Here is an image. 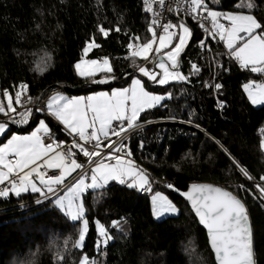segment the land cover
<instances>
[{
    "label": "trees",
    "instance_id": "16d2710c",
    "mask_svg": "<svg viewBox=\"0 0 264 264\" xmlns=\"http://www.w3.org/2000/svg\"><path fill=\"white\" fill-rule=\"evenodd\" d=\"M248 2L257 7L249 10L244 6ZM184 3L189 11L178 12L171 6L168 23L181 22L191 32L178 69L188 79L158 85L143 78L149 88L172 95L162 102L164 106L141 113L139 120L172 116L191 123L151 124L126 142L135 161L157 177L174 182L170 189L150 177L152 190L166 191L177 214L155 218L148 192L110 181L106 189L84 194V218L89 227L84 247L77 248L79 221L69 219L53 200L39 204L34 202L37 194L32 193L1 197L0 264H78L84 255L95 264H216L203 227L187 201L174 190L196 180L219 182L243 199L253 229L255 261L264 264V200L227 158H235L256 180L264 176V103H251L244 89L257 75L249 67L240 69L237 62L226 57L222 42L191 18L195 13L191 12L190 0ZM160 5V0H0V101L8 102L4 90L15 105L18 91L21 102L25 97L37 98L53 84L75 93L84 91L82 87L88 83L92 85L89 90L101 85L79 76L74 68L93 39L98 47L85 56L110 59L112 71L105 73L116 80L131 77L132 70L145 61L143 56L133 57L131 53L152 39L149 28L156 27L150 13H156ZM209 10L251 13L264 24V0H214ZM101 26L107 36L99 31ZM174 30L173 44L177 28ZM156 34L157 43V30ZM193 64L199 72L193 73ZM138 69L134 73H139ZM126 73L128 77L121 78ZM94 75L102 76L101 72ZM217 83L222 85L220 89L214 87ZM22 84L27 85V91ZM38 116L34 115L32 121ZM44 117L55 136L65 140L61 127ZM32 121L24 129L8 128L6 135L12 130H28ZM6 135H0V141ZM75 159L79 163L84 156ZM241 185L251 191L241 189ZM97 221L113 237L98 250Z\"/></svg>",
    "mask_w": 264,
    "mask_h": 264
},
{
    "label": "snow or ice",
    "instance_id": "6c2138e0",
    "mask_svg": "<svg viewBox=\"0 0 264 264\" xmlns=\"http://www.w3.org/2000/svg\"><path fill=\"white\" fill-rule=\"evenodd\" d=\"M160 3L163 4L164 0H160ZM210 3L211 0H208V3L205 0H190L191 12L197 13L199 10V13L191 18L197 22L210 18L216 32H210L209 35H219L221 40L226 41L231 55L244 68L251 66V71L264 73V24H261L251 14L222 13L209 10ZM244 6L249 10L257 7L254 2H248ZM205 12L206 15H204ZM221 16L230 22L229 27L225 28L223 24L219 23ZM200 26L204 27V24L200 23ZM161 27L163 34L158 37L159 46L155 48L157 54L161 53L162 49H167L171 44L173 34L169 33V28L176 27V25L167 23ZM179 27L183 29V33L178 36L179 42L175 43L170 51L163 52V56L167 57L170 63H166L163 58L158 59L156 67L161 70L160 72L149 70L146 67L138 69L152 83L166 85L170 81L188 79L178 71V67L179 58L186 47L187 38L191 32L183 23ZM115 30L120 31L119 28ZM99 31L105 36L108 35L102 26ZM149 31L152 32V39L142 45L141 52H132L133 57L141 55L145 60L149 59L147 53L152 51L153 44L157 40L156 30L150 27ZM238 40L241 42L239 46L236 45ZM201 45H204V41H201ZM93 47H98L94 39L83 49L84 54L87 55ZM131 47L132 45L129 44V48ZM89 66H95V71H112L109 59L105 57L102 64L96 60H81L75 65L78 75L85 79H91L94 76V70ZM192 69L193 73L200 71L195 64L192 65ZM91 82L106 84L108 81L107 79L98 81L92 79ZM214 87L220 89L222 85L217 83ZM21 88L27 91L26 84H22ZM146 88L147 84L142 83L141 79H135L130 89H116L112 91L111 95L103 92L90 95L87 97L86 103L84 97L67 98L57 93L51 96L47 102H43V108L37 106L36 112L49 111L64 126V130L69 136L78 139H72L70 145L65 141H60L44 120L39 121V126L30 135H12L11 139L3 147H0V166H2L0 167V184L5 182L8 184V187L0 188V197L10 194L19 196L29 190L41 193L45 195V198H47V194H52L56 197L55 204L58 208L65 209V214L70 219L82 221V227L74 246L83 248L85 234L89 227V221L84 218L86 209L83 197L88 190L106 189L110 181H118L121 185H126L129 188L152 191V181H150L147 171L131 159L133 153L131 149H128L127 143L122 140L117 146V142L110 139V135L120 137L121 133L140 127L138 121L141 113L157 106H164L162 102L172 95L171 93L167 96L153 94ZM244 88L253 104L264 103V84L248 83L244 85ZM3 95L8 97V102L4 104L3 101H0V113L8 116L16 109L13 108V100L9 96L8 90H4ZM20 96L21 93L16 92V103H20ZM28 100L37 105L42 102L41 97H37L35 100L28 97ZM20 115V121L13 118L12 123H28L29 116H34L35 113L28 109ZM188 122L191 123V120ZM97 123L99 127H97ZM195 126L199 128V125ZM8 127L6 121L0 122V134L6 135ZM101 136L107 141L103 147H101ZM92 140L96 141L94 148L97 150L89 151L84 144L78 142H91ZM143 146L141 142L140 147ZM73 149L87 157L88 163L94 164V167L86 169L74 182L65 184L67 177L83 167L76 162L74 157L77 153ZM125 149L128 150L125 151ZM10 154L15 158L14 162L9 159ZM93 157L98 159L93 160ZM110 160H114L115 163L106 162ZM42 167L59 170V174L48 175L41 170ZM89 171L90 177L88 176ZM241 171L248 179H255L249 176L246 170L241 169ZM86 178L90 179V182H86ZM260 180L264 181V176H261ZM167 187L174 188L172 184H168ZM240 187L245 191H251L244 189L243 185ZM255 187L264 196V187L260 184H256ZM43 189H46V193L43 192ZM61 191L62 194L57 195ZM183 195L191 201L200 222L207 226L211 247L219 264H256L253 231L247 209L237 196L220 187L197 184H193L191 190L184 192ZM152 201L155 205L154 215L157 218L178 212L172 201L160 192H155ZM96 223L99 225V235L104 237L103 243L107 244L113 237L108 235V230L104 225L99 224V221ZM113 224L116 225V222ZM97 247H100L99 243ZM57 259L62 260L63 257ZM79 264H95V260H90L87 255H84Z\"/></svg>",
    "mask_w": 264,
    "mask_h": 264
},
{
    "label": "built area",
    "instance_id": "2783aa9c",
    "mask_svg": "<svg viewBox=\"0 0 264 264\" xmlns=\"http://www.w3.org/2000/svg\"><path fill=\"white\" fill-rule=\"evenodd\" d=\"M171 6L173 7V9H174L175 11H178V12H180V11H183V12H185V11H189V9H187V8L185 7L186 5H185V3H184V0H164V3L161 4V5L157 8V12H156V13H155V12L150 13V17L153 19V22H154V21L156 22V23H155V27H156V30H157V33H158V34H160L161 32H163V31H162V27H161V25L167 24L168 21H169V10H168V9L171 8ZM184 7H185V8H184ZM195 15H197V13H195ZM196 21H197V20H196ZM200 22L204 24L203 29H205V27H207V29L210 30L211 33H215V32H216V31L213 29L214 27H212V26L210 27V25H209L210 23H209L207 20H203V19H201ZM153 24H154V23H153ZM227 24H228V23H226V25H224L225 28L227 27ZM174 31H175V30H174V27L169 28V33H170V34H174ZM211 36L217 37L218 40L220 39L219 36H217V35H211ZM154 49H155V46H153L152 51H151L150 53L147 54L148 57H149V59H148V60H145L143 63L140 64V65L143 64V66L146 67V68H148L149 70H154V69H155V66L152 65V62L155 60V57H156V52H154ZM225 56H226V57L228 56V57L232 58V59L236 62L235 57H234L233 55H231V52H230V51H227L226 54H225ZM241 67H242V66H241ZM242 68H243V67H242ZM137 69H138V68L133 69V70H132V73L136 72ZM128 75H129V73H126V74H124L123 77H121V78L128 77ZM260 75H261V77H264V73H260ZM260 80L262 81V79H260ZM91 87H92V85H90V84L88 83V84H86L85 86H83L82 89H84V88H91ZM65 90H66V87H63L62 85H59V84H53V85H51L49 88L47 87L42 93L38 94L37 97H41V98H42V102H41L39 105H37V104H35V103H32L31 101L28 100V97H26V98L24 99L23 102H20V103L17 104V105H13V108L16 109L15 112H10V113L8 114V116H5L4 113H0V119H7V120L9 121V123L12 124V125H14L15 127L24 129L26 126H28V124H29L30 121L32 120V117H33V116H29V118H28V119H29V122H28V123H12V119L14 118L16 121H20V119H21V115H20V114H21V113H24V112H25L26 110H28V109H31V110L35 113L36 116H38V115H44V116L49 117V119L52 120L53 117L51 118V117L49 116V113H48L47 110L42 111V112H36L35 110H36L37 106L43 108V107H44V103H43V102H47V100L51 97V95H54V94H56V93H61V92L63 93V92H65ZM31 98H32L33 100L36 99L35 97H31ZM6 111H7V109H6ZM170 121H172V122H175V121H178V122H185L186 124L189 125V123H187L185 120H179V119H177V118L173 119L172 117H161V118H158V117H152V118H148L147 120H144V119L139 120L138 123H139L140 127H138V128H133V129H129L128 131L121 133V136H120V137H117V136H113V135H111V136H110V139H111L112 141H116V142H117V146H119V143H120L122 140H123L124 142H127V141L130 139V137L133 136V135L135 134L136 131H139V130H141V129L144 128V127L146 128V127H148V126L151 125V124H155V123L162 124V122H170ZM193 126H195V125H193ZM60 127H61V129L63 130V132L65 133L64 135H65V137H66L65 140H64V139H59L60 141H65L67 144L70 145L72 139H78L77 137L69 136V135L66 133V131L64 130V127H63V126H60ZM89 132H91V131L89 130ZM257 132H258V133H261L262 130H260L259 128H257ZM100 140H101V147H103V144L106 143L107 141L105 140V138H104V139H100ZM78 142L81 143V144H84L85 147H86L89 151H94V150H96V149L94 148V145H95V143H96L95 140H92L91 142H85V141H78ZM46 143H47V141H46ZM73 151H75V152L77 153L76 157H74V158H79L81 155H83L82 153H79V151L76 150V149H73ZM125 151H127V149H125ZM120 154L123 155V153H120ZM227 158H229L230 160L232 159V160L235 162V165H236V167L238 168V170H239L240 172H241V169H244V168L242 167V165L239 164V163L235 160V158L230 157V155H228ZM96 159H98V158L93 157V160H96ZM131 159H132L135 163L140 164V162L137 161V160L135 161L134 158H133L132 156H131ZM79 164L83 165V167H82L81 169H77L76 172H73L69 177H67V179L65 180V184H70V183H72L73 180L76 178V176L81 175V174H82L87 168L94 167V164H91V165H90V164L88 163V158L85 157V156H84V159L81 160V162H79ZM140 165H141V167H142L143 169H145L147 172L149 171V175H151L152 180H156V181H158V182L160 183V185H162V186L165 185L166 187H167L168 184H172V185H174V182H173L171 179H168V178H164V179H162L161 177H157L155 174H153V173L151 172V170L147 169L146 166H144V165H142V164H140ZM245 170H246V169H245ZM47 172H48V174H50V175H53V174H59V170H55V169H47ZM247 172H248L249 176L254 177L249 171H247ZM242 174H243V173H242ZM244 176H245V175H244ZM254 178H255V177H254ZM252 181H253V183H254L253 187H254L255 191H256V193L259 195L258 197H259V198H262V199L264 200V196H262L261 193H260V191L255 187L256 184H260L262 187H264V181H261L260 179H259V180H256V178H255L254 180H252ZM5 183H6V182H5ZM5 183L0 184V188H3V185H4ZM140 192L145 194L147 191H142V190H140ZM47 195H49V194H47ZM44 196H45V195H44ZM44 196H42V198H43Z\"/></svg>",
    "mask_w": 264,
    "mask_h": 264
},
{
    "label": "rangeland",
    "instance_id": "374dc122",
    "mask_svg": "<svg viewBox=\"0 0 264 264\" xmlns=\"http://www.w3.org/2000/svg\"><path fill=\"white\" fill-rule=\"evenodd\" d=\"M212 3L214 2V0H212L211 1ZM216 11V10H215ZM219 12H222V13H226V12H223V11H219ZM228 12H237V11H230V10H227V13ZM240 13V12H239ZM241 14H251V13H241ZM222 17V16H221ZM209 21H211V19L209 20ZM221 23H224L225 25H226V22L225 21H223V18L221 19V21H220ZM229 21H227V23H228ZM180 24H181V22H180ZM174 25H176V27H175V29L177 28V30H176V34H175V37H176V41H175V43H178L179 41H178V36L180 35V34H182L183 33V29L182 28H180L179 27V25L177 24V23H174ZM186 27H188L186 24H184ZM229 26H230V22H229ZM163 32H161L159 35H161ZM159 37V36H158ZM175 43L173 44L172 42H171V44L169 45V47L167 48V49H162L161 50V56H163V52H165V51H170L171 50V48L172 47H174V45H175ZM187 43H188V41H187ZM186 43V44H187ZM223 44H224V49H226V50H229L230 51V49H228V47H227V44H226V41H224L223 42ZM241 44V42L238 40V41H236V45L237 46H239ZM155 46L156 47H158L159 46V40L157 41V43H155ZM86 47V46H85ZM141 50H142V48L141 49H139L138 50V52H141ZM160 54V53H159ZM158 56L156 55V58H157ZM163 58H164V60H165V62L166 63H170L168 60H167V57H164L163 56ZM81 60H96L99 64H102L103 63V60L101 59V58H88V56H83V57H81L78 61H77V63L78 62H80ZM109 62H110V65L112 64L111 63V61H110V59H109ZM76 63V64H77ZM156 63L157 62H155V65H156ZM75 64V65H76ZM75 65H74V68H75ZM153 65V64H152ZM89 67H92L93 68V70H94V74H96V73H99V72H101V74H102V76L100 77L99 75H94L92 78H91V80L92 79H95V80H102V79H107V83L106 84H102L103 86H106V85H112V84H110V82L111 81H114L113 79H112V77L111 76H109L107 73H105V72H107V71H105V70H101V71H95V66H89ZM140 67H143V66H140ZM251 67V66H250ZM112 68V67H111ZM156 70V72H158V71H161L159 68H155ZM75 70H76V68H75ZM158 70V71H157ZM76 72H77V70H76ZM105 73V74H104ZM78 74V73H77ZM260 75V74H259ZM143 78H145V79H148L147 77H144L143 76V74L142 73H133L132 74V76L130 77V79H127V78H124V79H122L121 81H120V83L117 85L116 84V86L119 88H131L132 86H133V81L135 80V79H141V82L142 83H145V79H143ZM260 78L262 79V82H264V77H261V75H260ZM248 83H253V80L251 79ZM248 83H246V84H248ZM101 85V86H102ZM86 89V88H85ZM245 89V88H244ZM147 90V89H146ZM70 91H72V89H70ZM148 91V90H147ZM67 92H69V91H67V89H66V91L64 92V93H62V94H64L65 95V93L67 94ZM79 92H83V91H79ZM79 92H77V93H79ZM151 93H153V94H158V95H165V96H167L166 94H164V93H155V92H153V91H151ZM29 97H31V96H29ZM7 98V97H6ZM26 98V97H25ZM24 98V99H25ZM7 101H8V98H7ZM24 101V100H23ZM23 101H21V102H23ZM252 103V102H251ZM17 104H19V103H16L15 105H17ZM13 105H14V103H13ZM49 113V112H48ZM40 116H44V115H40ZM33 118V117H32ZM42 118V117H41ZM0 120H2V121H0V122H3L4 120H6V121H8L7 119H0ZM179 120H181V119H179ZM32 121V120H31ZM8 124H10L9 123V121H8ZM11 126H13V127H15L14 125H12V124H10ZM29 125V124H28ZM27 127V126H26ZM17 128V127H16ZM36 129V128H35ZM16 133V132H15ZM15 133H13L12 135H14ZM16 135V134H15ZM207 136L209 137V138H211L212 139V137H210L208 134H207ZM213 140H214V138H213ZM215 141V140H214ZM216 142V141H215ZM1 143H3V142H1ZM5 143V142H4ZM4 143L3 144H1V146H4ZM216 143H218V141L216 142ZM261 143H262V146H263V148H264V138L262 139V141H261ZM218 145V144H217ZM220 146V145H219ZM97 150V149H96ZM110 161H114V160H110ZM106 162H108V161H106ZM115 162V161H114ZM231 162H232V164L233 165H235V163H234V161L231 159ZM143 165V164H142ZM145 166V165H144ZM141 167V166H140ZM91 168V167H90ZM90 168H87V169H90ZM142 168V167H141ZM147 168V167H146ZM43 169H44V167H43ZM148 169V168H147ZM84 173V172H83ZM82 173V174H83ZM88 173H90V171L88 172ZM148 173V175H149V171L147 172ZM241 175L243 176V178L245 179V180H247V183L249 184V185H251V186H253L254 185V183H253V181H252V179H248L246 176H244L243 174H242V171H241ZM80 176V175H79ZM79 176H76V178L73 180V182L76 180V179H78L79 178ZM150 177H151V175H149V179H150ZM152 179V178H151ZM196 181H199V180H196ZM205 181H207V180H205ZM205 181H201V182H205ZM193 182V181H192ZM210 182H213V181H210ZM219 183V182H218ZM218 183H216V184H218ZM219 184H221V183H219ZM223 185V184H222ZM165 186V185H164ZM233 191V190H232ZM155 192H160L162 195H164V196H167L168 198H169V200H171L170 198V196H169V194L166 192V191H162L161 189H158V190H154L153 192L152 191H150V199H149V202H150V210L152 211L151 212V214H152V216H154L155 218H157L155 215H154V210H155V205H154V203H153V201H152V196L155 194ZM234 192V191H233ZM235 193V192H234ZM62 194V191L61 192H58L57 193V195H61ZM42 196H44V195H41V198L40 197H35V199H34V202H37V201H39V204L40 203H42L43 201H48V200H53L54 202H53V204L54 205H56L55 204V200H56V197L55 196H53L52 194H49V195H47V198H45V196L42 198ZM66 203V202H65ZM172 203L175 205V203L172 201ZM176 206V205H175ZM63 211H65V209H62ZM177 213H175V215H176ZM167 215H173V214H165V215H163L161 218H165V216H167ZM68 218H69V216H68ZM70 219V218H69ZM86 219V218H85ZM99 224H102V223H100L99 222ZM103 225V224H102ZM81 227H82V221H79V228H78V232H79V230L81 229ZM98 228H99V225L97 224V228H96V231H98ZM98 233H99V231H98ZM85 236H86V234H85ZM77 239H78V235H77ZM103 240H104V237H101L100 236V238H98V240L95 242V248H96V250H98L100 247H102L103 246ZM100 244V247L98 248L97 247V244ZM81 258L82 257H80L79 259L81 260ZM80 260H79V262H80ZM90 260H92V258H90ZM79 262H78V264H79Z\"/></svg>",
    "mask_w": 264,
    "mask_h": 264
},
{
    "label": "crops",
    "instance_id": "0c3cea01",
    "mask_svg": "<svg viewBox=\"0 0 264 264\" xmlns=\"http://www.w3.org/2000/svg\"><path fill=\"white\" fill-rule=\"evenodd\" d=\"M227 13V12H226ZM221 19H222V17H219V23L220 24H223V25H225L224 23H221L220 21H221ZM223 21H225L226 23H227V21L226 20H224L223 19ZM227 27H229V22H228V24H227ZM226 27V28H227ZM215 31H216V29L215 28H213ZM159 36V35H158ZM217 36H219V35H217ZM219 41H221L222 42V44H223V42H224V40H221V39H219ZM156 43V42H155ZM155 43H154V45L153 46H155ZM224 45V44H223ZM155 48H156V46H155ZM224 48V47H223ZM155 50V49H154ZM227 51H229V50H226L225 49V54H226V52ZM230 52H231V50H230ZM159 55H161V53L160 54H157V56H159ZM236 62L238 63V65H239V68L240 69H243L242 67V65L240 64V62L238 61V60H236ZM140 66H143V64L142 65H140ZM140 66H139V68H140ZM242 66V67H241ZM144 67V66H143ZM249 68L251 69V67L249 66ZM179 69V68H178ZM154 70H156V69H154ZM252 74H254V75H257V77L255 78V80H253V83L254 84H264V82H262L260 79V72H253L252 71ZM112 79H114L113 77H112ZM127 79H130V77H128ZM120 79L119 80H114V81H111L110 82V84H112V85H106V86H103L102 84V86L101 85H98V86H96L95 88H92L91 90H89L88 88H86V89H84V91L83 92H79V93H75V92H73V91H70V90H67V91H69V92H67V94L65 93V95L64 94H62V92L61 93H59V94H62V95H64L65 97H67V98H73V97H84L85 98V103L87 102V97L88 96H90V95H96V94H99V93H108L109 95H111V93H112V91L113 90H116V89H122V88H118L117 86H116V84L118 85L119 83H120ZM149 92H151V91H153V92H155V93H163V92H157V91H155L154 89H151V88H149V86H147V88H146ZM66 91V90H65ZM64 93V92H63ZM247 93V95L249 96V94H248V92H246ZM57 94V93H56ZM55 95V94H54ZM51 96H53V95H51ZM250 98V97H249ZM49 100V99H48ZM47 100V101H48ZM250 101H251V99H250ZM252 102V101H251ZM257 104H260V103H257ZM254 105H256V104H254ZM49 112V111H48ZM89 115H91V113H89ZM49 116L52 118L53 117V119H52V121L55 123V124H57L59 127L60 126H63L59 121H57L56 119H55V117L54 116H52L51 115V113L49 112ZM42 117V118H41ZM161 117H163V116H161ZM161 117H158V118H161ZM165 117H172V116H165ZM152 118V117H151ZM46 117H44V116H38V118H36L34 121H32V123H31V128H29L28 130H25V131H23L22 132V129H21V131H17V130H12V132L9 134V135H6L4 138H3V140L2 141H0V147H3V146H1V144H3L4 142V145L7 143V141L9 140V139H11V137H12V134L13 133H15L16 135H30L31 134V132L32 131H34L35 130V128H37L38 126H39V121H41V120H44L45 121V123H46ZM145 120H147V119H145ZM0 121H2V120H0ZM6 120H4L3 122H5ZM7 123H8V121H6ZM47 124V123H46ZM113 124H115V122H113ZM9 125V127L8 128H10V127H12L10 124H8ZM48 126H49V124H48ZM64 127V126H63ZM97 127H99V124L97 123ZM49 128H50V126H49ZM90 131H91V129H89ZM261 130V129H260ZM262 133V132H261ZM261 133H259V134H261ZM0 135H2V134H0ZM111 136V135H110ZM100 139H104V137L103 136H101L100 137ZM1 142H3V143H1ZM9 159H12L13 160V162H14V160H15V158L13 157V156H11V154L9 155ZM77 162V161H76ZM78 163V162H77ZM108 163H115L114 161L112 162V161H108ZM0 167H2V166H0ZM47 169L48 168H46V167H44V169H43V167H42V171H44L45 173H47L48 174V172H47ZM48 175H50V174H48ZM90 175H91V173H88V176L90 177ZM67 179V178H66ZM65 179V180H66ZM86 182H90V179H87L86 178ZM38 183V182H37ZM6 187H8V184H7V182L3 185V188H6ZM155 190H158V189H155ZM154 190H152V192H153ZM43 192H45L46 193V189H43ZM148 192V194H149V197H150V191H147ZM28 193H32V194H37V196L38 197H40L41 195H43V194H41V193H36V192H32L31 190H29V191H27V192H24V193H21V194H28ZM20 194V195H21ZM9 196H11V197H14V196H17V195H15V194H10ZM6 197H8V196H6ZM1 198V197H0Z\"/></svg>",
    "mask_w": 264,
    "mask_h": 264
},
{
    "label": "water",
    "instance_id": "95a60500",
    "mask_svg": "<svg viewBox=\"0 0 264 264\" xmlns=\"http://www.w3.org/2000/svg\"><path fill=\"white\" fill-rule=\"evenodd\" d=\"M189 43H190V39H189L188 43L186 44V47H188ZM186 47L184 48V51L181 53V56H180V58H179V66H180V61H181V59H182V56H183V54L186 52ZM160 58H163V56L159 55V56H158L157 58H155V60L152 62V64L155 66V68H156L155 62H158V59H160ZM163 59H164V58H163ZM178 68H179V67H178ZM157 71H158V70H157ZM158 72H160V71H158ZM115 78H116V77H114V79H115ZM114 79H113V80H114ZM116 79H117V78H116ZM67 89L70 90L69 88H67ZM193 184H197V185H212V186H214V187H220V188H222V189H224V190H226V191L231 192L234 196H237V198L240 199V200L243 202L245 208H246V205H245L243 199H241V198L239 197V195H237L236 193H234L233 191H231V190L229 189L228 186H226V185H222V184H219V183L216 184L215 182H210V181H205V182H201V181H193V182H191L190 184H187V185L185 186V188H178V189H176V190H179V191H176V190H175V192H176L177 194L181 195V196L183 197V199H184L185 201H187V203H188V205H189V208L191 209L192 213L195 215V217H196V219H197L198 224H199L201 227H203V229H204V231H205V234H206V241L208 242V245H209V247H210V249H211V254H213L214 261H215L216 264H219V262H218V260H217V257H216V254H215L214 250H213L212 247H211V243H210V235H209V232H208L207 226L204 225V224H202V223L200 222L198 215L196 214L195 210H194L193 207H192V203H191V201L188 200V198L185 197V196L183 195L184 192H187V191H190V190H191V186H192ZM246 209H247V208H246ZM247 213H248V212H247ZM248 218H249V222L251 223V219H250L249 214H248ZM250 226H251V228H252V225H251V224H250ZM252 231H253V229H252ZM254 259H255V254H254Z\"/></svg>",
    "mask_w": 264,
    "mask_h": 264
}]
</instances>
